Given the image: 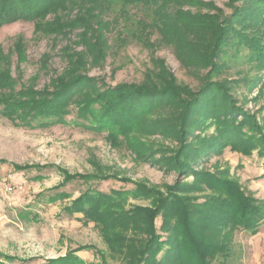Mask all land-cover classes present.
<instances>
[{
    "label": "rangeland",
    "instance_id": "374dc122",
    "mask_svg": "<svg viewBox=\"0 0 264 264\" xmlns=\"http://www.w3.org/2000/svg\"><path fill=\"white\" fill-rule=\"evenodd\" d=\"M199 1L185 6V10L218 15L221 20L232 13L231 3H240ZM143 10L131 6L130 16L138 20ZM72 12L73 17L78 13L77 9ZM116 14V10L107 12L112 18H117ZM54 16L55 13L48 14L41 28L24 19L0 26V71L14 77L15 89L25 93L6 94L8 100H29L44 90L53 94L54 81L64 77L71 67L69 54L83 48L78 43L80 29L70 31L54 26L53 30L46 25ZM126 21L121 18L108 32L110 47L103 64L88 65L85 70L100 87L141 84L145 73L154 67V58L164 60L183 97L192 93L202 97L205 86L216 82L226 85L227 91L221 92L213 105L214 113L218 111L222 121L228 119V124H236L252 136L255 147L245 150L244 145L225 142L220 149L203 148L199 154L190 150L186 168L181 170L162 160L190 143L199 148L201 141L216 137L219 125L215 114L208 112L209 105L200 106L196 101L191 118L194 129L185 137H176L163 132L170 123L158 122L171 120V115H175L173 106L161 102L157 109L153 107L139 118L140 128L132 130V135L141 143L133 148L121 131L118 134L120 123H109L103 129L90 126L96 124L94 116L81 114L74 102L62 108L64 120L49 124L46 121H52L50 115L54 114L48 111L55 110L20 108L0 102V264H74L78 258L83 264H128L110 249L95 222L85 217L84 210L89 209L90 203L111 205L112 209L118 206L130 212L136 208L157 210L153 216L147 212L164 241L172 235L170 226L174 225L177 211L189 213V222L197 215L203 223L217 218L220 208L215 198L221 188L216 182L208 184L204 180L207 175L222 185L231 182L239 186L257 201L264 216V61L228 58L236 48L229 47L228 54H224L226 49L222 46L218 57H212L214 64H187L177 48L164 42L157 30L149 31L154 43L151 48L130 38L128 33L134 23ZM248 51L246 47L242 53ZM223 127L236 134L230 126ZM115 137L121 142L116 144ZM138 184L144 187L139 190ZM166 220L165 231L162 228ZM233 241L231 257L223 262L211 261L212 264H264V218L257 233L238 229ZM172 245L173 250L164 243V249L148 256L144 264L163 258L166 263L180 264L172 256L179 255V246L174 241ZM168 250L172 252L166 254Z\"/></svg>",
    "mask_w": 264,
    "mask_h": 264
},
{
    "label": "trees",
    "instance_id": "16d2710c",
    "mask_svg": "<svg viewBox=\"0 0 264 264\" xmlns=\"http://www.w3.org/2000/svg\"><path fill=\"white\" fill-rule=\"evenodd\" d=\"M238 1L241 4L231 3L232 13L221 20L218 15L193 14L185 10V6L198 4L199 0H0V26L24 19L36 22L37 28H41L44 27V18L50 13H55L53 21L46 25H51L53 30L55 27L67 28L70 31L80 29L78 43L83 47L80 51L69 54L71 67L64 77L54 81L53 87L56 91L53 94L50 90H44L38 94L35 92L34 98L29 100H8L6 94L25 95V93L15 89L14 77L0 71V102L6 105L17 104L20 108L55 110V112L48 111V114L54 115H50L53 116L52 121L50 119L46 124L64 120L62 115L65 112L62 108L74 102L81 114L89 113L94 116L93 122L96 124L90 123V126L103 129L109 123L112 125L120 123L122 127L117 131L118 134L121 131L127 144L133 148L141 143L132 135V130L136 127L140 128L139 118L149 109L153 107L157 109L161 102L173 106L175 115H171L173 116L171 120L162 119L158 122L160 125L170 123V130L167 129L166 124L163 132L176 137L178 135L185 137L194 129L195 125L191 124V118L196 101L200 106L209 105L208 112L215 114L214 119L219 125L216 137L211 138L210 141H201L199 148H193L195 143H190L189 147L182 149L176 155L166 156L162 160L167 166L174 165L181 170L186 168L185 162L189 158L190 150H195L199 154L203 148L204 150L220 149L225 142L244 145L245 150L255 147L256 140L252 139V136H247L246 132L236 124H228L226 122L228 119L222 121L218 111L214 113L216 109L213 105L217 103L220 93L227 91L226 85L220 82L206 85L201 93L202 97L196 96L195 93L183 97L177 79L168 70L165 61L158 58H154V67L145 73V79L141 84L120 83L115 87L104 88L85 72L88 65L100 66L106 60L110 47L108 32L116 27L121 18L124 21L132 20L134 23V28L128 33L130 38L151 48L154 43L150 40L149 31L157 30L161 33L164 42L177 48L178 54L187 64L208 66L210 61L213 62L212 57H218L222 46L226 49L224 54H228L229 47L236 48L229 53L228 58L233 57L238 60L246 57L249 62H252L251 60L263 62L264 0ZM131 6L144 8L143 16H138V20L130 16ZM74 9H77L78 13L73 17ZM111 10L117 11V18L107 16V12ZM246 47L249 51L243 54ZM41 96L43 99H36ZM200 99H203L202 102ZM96 103L100 105H93ZM224 125L230 126L236 134L225 130ZM114 142L118 144L121 140L117 141L115 137ZM204 180L210 185L216 182L215 184H219L221 188L220 195L215 198L217 207L220 208L217 218L213 222L208 220L203 223L197 215L194 219L191 216L192 221L189 222V213L183 214L177 211L174 225L170 226L172 235L164 241L161 240L162 236L157 234L153 218L150 216V212L153 216L157 210L152 212L146 208H136L130 212L118 209L120 208L118 206L117 209H112L111 205H92V201L89 209L84 210L85 217L95 222L110 245V249L121 255L128 264H144L145 260L149 259L148 256L164 249V243L173 250V241L179 246L177 251L179 255L172 256L176 257L180 264H212L211 261L217 259L225 261L232 255L230 247L234 242L236 230L257 233L264 218L263 212L257 201L244 194L236 184L228 182L226 186L230 187L226 188L218 179L208 175ZM137 186L140 187L139 190L144 187L140 184ZM148 190L153 189L148 188ZM99 202L98 200L97 204ZM166 225L167 220L162 228L165 231L168 229ZM171 250L166 254L172 252ZM164 259L160 262L149 261L148 264H169L164 262ZM74 261H78L74 264H83L79 258Z\"/></svg>",
    "mask_w": 264,
    "mask_h": 264
}]
</instances>
